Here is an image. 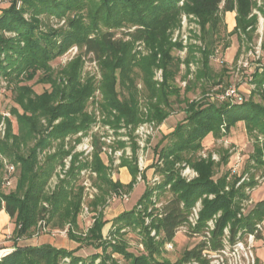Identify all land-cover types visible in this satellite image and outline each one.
<instances>
[{
	"label": "trees",
	"instance_id": "obj_1",
	"mask_svg": "<svg viewBox=\"0 0 264 264\" xmlns=\"http://www.w3.org/2000/svg\"><path fill=\"white\" fill-rule=\"evenodd\" d=\"M17 1L12 0L0 10V75L13 83V99L18 106L11 108L16 116L17 132H13L11 122L5 118V132L0 137V155L8 158L16 172L18 170L15 189L9 193L0 190L3 209L14 222L10 246L13 250L0 259V264H65V258H69L67 264H118L113 254L120 255L126 264H186L191 260L207 264L209 260L203 251L223 248L224 238L230 244L246 234L252 233L259 238L260 230L257 231L256 225L264 220V199L255 202L247 212L242 210V201L248 197L245 188L256 182L244 179L236 185L240 176L228 180L227 171L213 178L216 164L210 156L192 160L183 154L199 150L209 133L218 137L243 121L248 133L263 135L261 144L256 143L250 158L255 165H264V65L261 71L254 70L251 81L255 85L253 95L257 93L260 102L253 96L239 101L217 98L211 102L207 97L185 100L183 122L175 125L168 142L158 143L154 149L163 161V166L158 168L162 180L147 185L132 208L114 217L108 238L102 232L107 222L102 213L94 217L84 234L74 233L83 195V186L76 184V180L79 171L88 168L96 173L105 190L129 192L137 182L138 174L144 178L135 156L138 145L133 141L131 158L122 156L118 164L127 167L131 174V180L123 184L110 177V167L101 158L102 143L96 134L92 137L93 150L89 158H80L79 152L72 153L75 144L81 140L80 135L75 137L74 145H69L68 141L80 131L86 133L95 123V116L86 110V106L96 89L101 94L102 122L115 132L122 125L133 131L141 123L160 124L166 119L171 106L169 97L178 95L174 78L181 61L172 51L181 48V43L172 41L171 35L180 25L182 13L198 18L202 43L189 46L192 59L196 52L200 56L195 60L197 68L193 79L188 82L207 85L211 81L210 86L222 83V79L214 80L210 66V57L221 42L219 5L223 2V11L235 8L236 27L245 30L255 23V14L249 17L254 0H183L182 5L180 0H20L19 7ZM24 13L30 18L26 19ZM40 15L65 17V24L54 28L44 23ZM121 25L134 28L123 32L121 37H114L113 28ZM5 32H15V35L7 36ZM125 36L128 38L124 39ZM141 42L148 52L137 57L134 45ZM73 44L93 53L101 72L97 84L93 76L82 80L80 55L65 65L60 75H53L50 62ZM226 47L228 42L222 43L223 50ZM185 62L189 69V59ZM135 67L139 68L147 91L144 107H141L139 90L131 73ZM156 68L162 70L161 82L153 79ZM37 74L39 82L50 83V89L40 94L24 83ZM118 85L126 89V95H120ZM30 141L33 144L28 146ZM117 143L119 147L124 146L120 140ZM51 148L54 150L50 151ZM43 152L41 162L39 156ZM69 155L70 166L49 190L52 175ZM183 160L197 171L195 178L186 180L175 168V163ZM165 189L171 197L156 208L152 196ZM208 194L214 195L208 198ZM198 201L201 203L198 220L189 231L191 234L202 233L203 239L185 248L174 261L162 258L165 243L173 242L177 230L188 222ZM42 220L45 226L51 222L53 228L63 229L68 225L69 237L78 241L79 247L92 245L101 252L82 257L75 254L77 248L67 249L51 243L19 245L18 241L32 235ZM210 220L213 221L212 228L208 225ZM126 227L139 234L143 246L139 254L127 249L124 238L116 237ZM108 247L110 251H107Z\"/></svg>",
	"mask_w": 264,
	"mask_h": 264
},
{
	"label": "rangeland",
	"instance_id": "obj_2",
	"mask_svg": "<svg viewBox=\"0 0 264 264\" xmlns=\"http://www.w3.org/2000/svg\"><path fill=\"white\" fill-rule=\"evenodd\" d=\"M12 0H0V10L3 7L9 5ZM183 0L179 1L182 5ZM20 0L17 1V7L20 6ZM222 15V23H220V43L218 44L215 53L210 57V66L213 74L215 75L214 80L222 79L223 82L218 86H210L211 81L205 85L203 82L196 84L189 83V79H193L194 72L197 68V60L200 56L198 52L194 54V59L189 55V46H200L202 43L199 39L200 35V25L198 23V18L193 14L182 13L180 16V25L175 28L172 32V41H179L181 43V48H174L172 53L175 57H178L181 61L179 65L178 73L174 78V82L178 87V95H171L169 115L166 119L160 123L156 124L154 122H144L148 126L150 124L153 128L151 132H146L147 126L144 127L145 130L140 129L136 131L139 124L133 131L129 128L121 126L118 131L115 132L114 128L110 127L106 123L102 122V117L104 116L100 101L101 94L98 89L94 91L93 98L87 103L86 110L92 113L96 121L91 125V128L87 130L86 133L79 132L81 140L75 144L73 152H79L80 158L91 157L92 150L86 153L83 149L88 144L92 145V137L96 134L99 137V141L102 143L101 158L108 164L110 169V177L114 181L123 180V174L120 167L118 166L122 156H126L129 159L132 155V142L135 141L138 145L136 150L137 164L140 173L143 174L144 178H141L140 174L137 176V182L143 184L145 182V187L147 185H153L155 182L162 180L161 174L158 168L163 166V161L159 158L158 153L154 150L155 146L160 143L165 144L169 140V134L172 132L173 128L178 122H183L185 112V100L186 99H203L207 97L211 102H215L217 99L216 90L224 89L229 86L236 88L238 96L234 97V101H239L241 98H249L250 96L260 102V99L254 92V83H252V74L254 70L261 71L264 65V0H254L252 3L251 13L255 14V23L253 26L247 27L243 30L241 27H236V9L230 11H223V2L219 5ZM16 7V8H17ZM24 17L29 19L30 16L24 13ZM42 21L48 25L58 28L65 23V17L55 18L54 16L40 15ZM134 26L121 25L120 27L113 28L115 32L114 37H121L123 32L132 30ZM231 32V33H230ZM7 36H14L15 32H5ZM128 37L125 36L124 39ZM228 42V47L224 50L222 48V43ZM144 43H135V49L138 53L137 57L142 54H147ZM80 55L83 62L81 69V76L83 79L87 76H93L95 78L96 84L101 78L100 67L94 58L92 52H86L84 48L79 49L76 45L70 46L67 50L53 59L50 64L52 66L53 75H60V70L67 65L72 59ZM189 59V69L185 60ZM199 66V65H198ZM162 70L156 68L154 70L153 79L154 81H162ZM135 78L137 88L139 90V101L141 107H144L147 99V91L144 87L143 79L141 77L139 68H134L131 72ZM37 74L33 79L25 81L24 83L32 87V91L37 94L42 93L45 89H50V83L39 82L37 80ZM203 83V84H201ZM209 85V86H208ZM13 83L9 79L4 78L0 75V137L3 136L6 128L5 118L11 122L13 132H17L16 116L11 112L12 107H18L13 99ZM189 87V88H187ZM264 87V85H263ZM120 95H126V89L117 86ZM44 122V120H43ZM244 122L239 121L234 127L230 129L228 133H223L218 137L213 136L209 133L202 140V146L199 150L194 153H184L183 156L190 159L196 158H207L210 156L211 160L216 164L214 167V176L217 178L224 172H228V180L233 179L235 176H240V180L236 183L243 182L242 178L246 181H255V185L252 187H246L245 191L248 195L242 201L243 213L247 212L258 200L264 199V165H255L253 159L250 158L254 151V146L256 143L262 142L263 135L258 133H248L244 127ZM78 134L72 136L69 141V145H74V139ZM124 142V146L119 147L118 141ZM162 141V143H161ZM33 141L28 143L31 146ZM93 147V145H92ZM27 148V147H26ZM55 148V145L54 147ZM51 148L50 151L54 149ZM0 155V159H1ZM239 156V167L236 171H233L234 160ZM4 156H2L3 158ZM40 161L42 162L44 158V152L40 154ZM184 157V158H185ZM236 157V158H235ZM6 158V157H5ZM8 160V158H6ZM226 159V163L223 160ZM2 162V161H1ZM175 168L179 170L180 175L186 180H191L195 178L198 173L197 171L185 160L176 162ZM84 169V168H83ZM88 169V168H86ZM58 170V167H57ZM185 172V173H184ZM4 166L2 163L1 170V180L3 181ZM14 175V181L11 186L3 185L2 181L0 184V190L4 193H9L15 189L16 178L18 175V170ZM89 175V174H88ZM79 173L76 184L82 185V182L88 179L91 182V196L88 194L86 196L82 195L81 200V210L78 213V227L74 229L75 234H84L87 229L92 225L94 217L99 213H102L103 218L112 217L118 210L126 207H131L134 204V198L137 192H133L131 189L129 192L123 191L126 194V198L112 191L105 190V185L101 183L96 174ZM131 175V174H130ZM58 173H54L48 183V189L52 190L55 183L58 181ZM144 181V182H143ZM122 183V182H121ZM228 188V187H226ZM133 192V193H132ZM214 194H208V198L213 197ZM171 197V194L167 189L156 191L153 194L152 199L155 202L154 206L157 208L166 202ZM201 204V203H200ZM199 204V205H200ZM3 209V208H2ZM261 230L259 238H251L248 235H244L242 238L237 240V244L234 247L230 246L228 242H225L226 246L224 252H214L211 251L206 258L209 260L207 264H264V221L260 223ZM186 226V225H185ZM69 226L66 225L63 229L53 228L51 222L46 225L45 228L36 227L33 234L28 237H22L19 241V245H36L42 242L48 241L55 246L65 247V248H77L75 252L76 255L82 257L89 256L95 252H101V249H96L92 245L82 244L79 247V242L71 239L68 232L66 231ZM105 227V225H104ZM108 231H105L103 235L107 237ZM66 229V230H65ZM103 229V228H102ZM114 229V228H113ZM66 232H65V231ZM73 230V229H72ZM153 232V233H152ZM151 234H154L152 231ZM0 235V248L12 246V232H4ZM10 235L9 238L6 235ZM116 237L124 238L127 242V249L135 254L143 251V246L139 240V234L137 230H133L130 227L121 229L120 236L117 234ZM108 238V237H107ZM203 239L202 233H190L187 226L184 228L179 227L175 234V238L172 242V248H164L161 251V257L171 261L176 260L181 252L188 247H192ZM108 247L107 251H110ZM112 257L117 260L118 264H126L125 260L118 254H113ZM69 260V258H66ZM65 260V259H64ZM67 264L68 261H64ZM199 264V263H198Z\"/></svg>",
	"mask_w": 264,
	"mask_h": 264
},
{
	"label": "built area",
	"instance_id": "obj_3",
	"mask_svg": "<svg viewBox=\"0 0 264 264\" xmlns=\"http://www.w3.org/2000/svg\"><path fill=\"white\" fill-rule=\"evenodd\" d=\"M236 96H238V92H237V90H236V88L235 87H233V86H229V87H227V88H225L222 92H220V94H216V97L219 99V100H224V99H226V98H231V99H234V97H236ZM145 126H147V125H145V123H142L141 125H139V127L136 129V131H139L140 129H142V130H145L144 129V127ZM148 129L147 130H145L146 132H151L152 130H153V128H152V126L150 125V124H148ZM222 130L224 131V129L222 128ZM80 133H78V135H79ZM93 149V147H92V145H86L85 146V148L83 149L86 153H88V152H90L91 150ZM236 158V157H235ZM1 160H2V163H3V166H4V174H3V181H2V183H3V185H7V186H11L12 184H13V181H14V173H15V165L14 164H12V163H10L9 161H7V159L5 158V157H3L2 158V156H1ZM70 161H71V155H69V156H67L66 158H64V164H63V166H59L58 167V170H57V173H58V175L60 176V177H63V175H64V172L68 169V167L70 166ZM239 165H240V163H239V156L236 158V160H234V166H233V171H236L237 169H238V167H239ZM81 174H96L95 172H93V171H91L90 169L88 170V169H86V168H84V169H81L80 171H79ZM185 173V172H184ZM88 175V177H90ZM242 180H244V178H242ZM81 186H83V196H86V195H90L91 196V194H92V192H91V186H92V184H91V182L90 181H88V179L87 180H85L84 182H82V185ZM115 195H121L122 197H125L126 198V194H123V192H119L118 194H114V196ZM200 204V201H198L196 204H195V206H193V208H192V210H191V212H190V215H189V217H188V222L186 223V224H183V225H181L180 227L181 228H185L186 226H187V229L189 230L190 228H192L193 226H195L196 225V223H197V220H198V212H199V210H200V207H201V204ZM0 206L3 208V206H4V201L3 200H0ZM148 221V220H147ZM186 225V226H185ZM208 225H209V228H212L213 227V221L212 220H210L209 222H208ZM38 227H41V229L43 228H45V222L42 220V221H39L38 222ZM256 227H257V231L258 230H261V225H260V223H257V225H256ZM66 230V229H65ZM64 230V231H65ZM66 231H68V228H67V230ZM65 231V232H66ZM153 233V232H152ZM205 233L208 235L209 233H208V231H205ZM226 233H227V231H226ZM246 235H248L250 238H251V240L252 239H254L255 238V235L254 234H246ZM6 237L7 238H9L10 237V235H6ZM238 240V239H237ZM237 240L233 243V244H230V246L231 245H233L234 247L236 246V242H237ZM0 241H1V239H0ZM224 241L225 242H228V240H227V238H224ZM225 242H224V246H223V248H221V249H219L218 250V252H224V248H225V246H226V244H225ZM165 248H167V249H171L172 248V242H166L165 243ZM209 252H211V251H209V250H204L203 251V255L204 256H208L209 255V257L211 256L210 254H207V253H209ZM214 252H216V251H214ZM65 260L66 261H68L66 258H65ZM186 264H198V262L196 261V260H191L190 261V263L189 262H187Z\"/></svg>",
	"mask_w": 264,
	"mask_h": 264
},
{
	"label": "crops",
	"instance_id": "obj_4",
	"mask_svg": "<svg viewBox=\"0 0 264 264\" xmlns=\"http://www.w3.org/2000/svg\"><path fill=\"white\" fill-rule=\"evenodd\" d=\"M119 169L121 170V172L123 174V178H122L123 180H121V182L123 184L128 183L131 180V175H130L127 167L123 166V167H120ZM132 189H133V192H135V193L137 192L135 197H133L135 199L134 200L135 201L134 204H135L137 199L141 196V194L143 193V191L145 189V182L143 184H141L140 182L134 183V186H133ZM132 206L131 207L122 208V209L118 210V212H116L112 217H110V218L107 217L106 218L107 222L105 223V227H103L102 232L104 233L105 231H108L109 227H111V225H112V220L114 219V217H116L118 215V213H121V211L130 209V208H132ZM13 229H14L13 219H11L10 216L6 213V211L1 208L0 209V235H2L1 233H4V232H7V233L8 232H12ZM42 243H49V242L45 241V242H42ZM57 247H59V246H57ZM69 249H74V248H69Z\"/></svg>",
	"mask_w": 264,
	"mask_h": 264
},
{
	"label": "water",
	"instance_id": "obj_5",
	"mask_svg": "<svg viewBox=\"0 0 264 264\" xmlns=\"http://www.w3.org/2000/svg\"><path fill=\"white\" fill-rule=\"evenodd\" d=\"M13 250V247L0 248V259Z\"/></svg>",
	"mask_w": 264,
	"mask_h": 264
}]
</instances>
